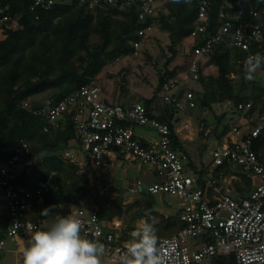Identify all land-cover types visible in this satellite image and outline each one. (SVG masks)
<instances>
[{"label": "built area", "instance_id": "built-area-1", "mask_svg": "<svg viewBox=\"0 0 264 264\" xmlns=\"http://www.w3.org/2000/svg\"><path fill=\"white\" fill-rule=\"evenodd\" d=\"M172 1L175 0H81V3L90 10L135 8L139 21L145 26L139 31L142 40L132 43L134 53L129 56L137 58L145 39L156 30L158 11ZM225 1L229 8H235L233 1ZM55 2L36 0L34 8L48 10ZM197 5L194 27L180 44L185 51L183 67L175 75L166 76L160 86L161 98L167 105L163 114L168 122L159 120L160 113H152L142 102H117L97 78L58 102L47 99L43 105L34 106L31 100H26L22 108L44 121V133L58 129L63 121L72 123L76 137L62 152V158L77 165L78 173L85 179L90 175V190L95 189V183L108 179L114 165L121 167L127 161L147 167L150 179V183L144 178L128 183L127 195L168 193L177 197L180 209L175 216L185 226L170 236L158 238L157 246L164 264H214L219 258L229 256L235 258V264H264V155L254 149L264 133V108L258 111L255 121L250 115L253 100L224 104L244 121L233 122L228 133L216 139L217 148L211 153L205 175L198 173L201 166L192 162L184 150L174 146V136L184 142L187 139L184 132L193 129L188 111L197 107L193 89L179 91L180 84L189 79L198 82L202 77L215 74L212 57L218 45L253 55L251 47L264 42V2L259 5L253 0H241L244 19L229 14L222 7L218 12L220 25L214 32L208 30L213 0H197ZM9 19L3 17L0 26ZM119 60L117 58L116 62ZM230 78L239 85L238 74L231 73ZM137 127L153 129L158 139L138 135ZM204 129L203 122L198 126L199 133ZM212 132L213 128L208 127L205 137ZM31 159H35L31 146L22 141L13 149V155L0 164V257L6 253L9 242L27 243L31 231L47 230L56 217L72 216L84 224L83 237L105 245L107 251L102 258L118 262L119 253L131 240L127 236H132L133 231L128 230L123 216H103L96 197L103 196L104 191L100 195L93 192V199L82 200L66 215L52 211L48 216H39L49 207L44 204V193L51 189L52 183L51 177L40 182L37 188L19 182ZM236 167H240L239 170ZM246 181L251 187L243 192L239 188ZM131 199L133 197L123 204L128 205Z\"/></svg>", "mask_w": 264, "mask_h": 264}, {"label": "trees", "instance_id": "trees-1", "mask_svg": "<svg viewBox=\"0 0 264 264\" xmlns=\"http://www.w3.org/2000/svg\"><path fill=\"white\" fill-rule=\"evenodd\" d=\"M35 1L0 0V20L3 17L10 18L2 23L6 38L0 41V164L13 155V149L22 141L29 142L33 155L38 160L31 168L26 167L19 182L29 188H37L40 182L51 177L52 187L44 193V204L55 205L53 214L66 215L72 206L80 205L88 194L85 187L87 179L78 173L79 167L62 158V152L76 137L75 129L66 120L58 129L44 133V121L24 110L22 103L31 100L34 106H41L47 99L58 102L75 93L96 79L117 58L134 53L132 43L142 40L139 31L145 26L139 21L135 8L128 11H119L115 7L90 10L81 0H71L69 4L56 0L50 9L44 10L34 8ZM231 1L235 3L233 9L229 8L225 0H213L209 32H214L220 25L218 12L222 7L229 14L244 19L240 9L241 0ZM253 1L259 5L264 2ZM197 15V0L168 2L158 11L155 28L169 34L172 55L167 59L164 71L160 73L156 92L160 90L166 76L175 75L183 67L169 68L177 57L178 45L182 42L178 37L190 34ZM14 21L18 23L17 29L10 28ZM94 38L98 40L94 42ZM250 51L264 55V42L253 45ZM246 57L248 54L239 49H230L225 45L215 47L212 60L216 65V72L213 76L202 77L198 81L200 87L193 89L197 107L188 111L198 121V126L205 123L200 139H221L229 131V126L224 123L226 113L216 116L212 123L206 115V112H214L213 107L217 104L253 100L250 115L257 121L258 111L264 108V83L258 77L259 72H264V67L257 70L253 80L245 79L243 62ZM231 73L239 75V85H235L230 78ZM155 99L156 97L146 99L144 103L152 113L156 109V113L160 111L158 108L153 109ZM195 110L199 111L198 115L193 114ZM163 111L164 107L158 118L168 122ZM172 118L173 115L169 117L170 120ZM170 125L174 127L171 123ZM208 127H212L213 132L205 137L204 132ZM174 146L190 156L177 136H174ZM206 149L208 146L204 142L201 153ZM254 149L258 154L264 155V133L257 139ZM208 169V166H201L198 173L205 175ZM219 175L217 170L216 176ZM95 186L98 190L99 184L95 183ZM250 187L251 183L246 181L239 189L247 192ZM96 201L102 206L104 214L102 198L97 196ZM155 207L154 195L144 194L128 205L129 211L138 208L131 221L144 218L145 222L154 226L158 238L170 236L185 226L177 216L164 217ZM120 209L121 207L116 208L108 217L121 215ZM158 219L161 220L157 222ZM136 228L134 225L128 226L129 231ZM127 237L132 239L131 235ZM214 264H235V258L221 257Z\"/></svg>", "mask_w": 264, "mask_h": 264}, {"label": "rangeland", "instance_id": "rangeland-1", "mask_svg": "<svg viewBox=\"0 0 264 264\" xmlns=\"http://www.w3.org/2000/svg\"><path fill=\"white\" fill-rule=\"evenodd\" d=\"M57 1L66 4L71 3V0ZM10 28L17 29V21H14L10 25ZM5 38V28L0 26V41L4 40ZM184 38V36L178 37L179 40H183ZM97 40V38L93 39L94 42ZM170 41L171 40L167 32H162L156 29L143 42L140 48V56L137 58L131 56L125 58L119 57L120 60L118 62H112L106 68H104L102 73L97 77L98 81L104 84L106 91L113 95L117 102L125 104H132L135 102L145 103L146 99H152L156 97L154 100L155 102H153V109L155 110L158 108L160 111L163 107L165 109L167 105H165L163 99L161 98V92L160 90L156 92V90L160 73L164 71L165 63L172 55L169 49ZM178 50L179 52L177 57L170 63V69L183 65L185 52L183 46L178 45ZM258 77L261 83H263L264 72H259ZM238 81H240V79H238ZM234 83H236V81ZM199 87L200 86L198 82L189 79L182 81L178 90L184 91L188 88L198 89ZM40 97L42 96L40 95ZM224 104L214 105V112H206L207 117L211 120L210 122L212 123V120H215L216 116H221L223 113H226L227 119L224 123L228 126L230 124H234L235 122L243 123V117L230 112L228 107ZM160 111L157 113H160ZM193 114L198 115L199 111L195 110ZM184 118L189 119L187 116H184ZM192 125L193 129L188 132H184V135L187 137V139H185L183 143L187 148L192 160L199 166H206L211 162L212 151L217 148L216 137L208 140L203 138L200 139L198 121L192 118ZM135 132L149 140L158 139L157 132L151 128L137 127ZM192 137L194 139L192 141L189 140L192 139ZM204 142L207 144L208 149H206L202 154L201 147L204 145ZM37 160L38 157L31 159L29 162L30 168ZM236 168L239 170L240 167ZM136 178H144L146 183H150L147 167L142 166L137 162L131 163L127 161L121 167H116V165H114L113 172L109 175L108 179L101 181L98 190L95 185V189H92L94 191L88 188L90 185V175H88L87 183H85L88 194L83 198V200L90 198L93 199L95 196L93 192H95L96 195H100V193L104 191L103 196H98L102 198L104 204V217H108L112 211L118 207H121V215L119 216H122L123 213V219L125 220L126 225H134L139 227L142 223H144V218L138 219L135 222L131 221L132 215L134 212L138 211V208H134L130 211L128 209V205L137 201L139 197L126 194V185ZM130 197H133V200L131 199L132 201L128 205L123 204V202L128 200ZM154 198L156 199L155 210L161 213L164 217L175 216L178 213L180 209V201L177 199V197L168 193H159L155 195ZM160 220L161 219H158L157 222ZM13 246H8V248L12 250L8 256L10 257L11 261L14 262L16 259H22L23 256L22 253L16 252V247ZM101 264H118V262H107L106 259L101 258Z\"/></svg>", "mask_w": 264, "mask_h": 264}, {"label": "clouds", "instance_id": "clouds-1", "mask_svg": "<svg viewBox=\"0 0 264 264\" xmlns=\"http://www.w3.org/2000/svg\"><path fill=\"white\" fill-rule=\"evenodd\" d=\"M179 2V0H175ZM245 79L255 78L257 70L264 67V55H249L243 62ZM55 205L41 211L48 216ZM84 224L72 216L56 217L47 230L31 231L26 246L22 248L23 264H101L106 247L98 240L81 235ZM154 226L142 223L132 233V239L118 255V264H164L158 248Z\"/></svg>", "mask_w": 264, "mask_h": 264}, {"label": "crops", "instance_id": "crops-1", "mask_svg": "<svg viewBox=\"0 0 264 264\" xmlns=\"http://www.w3.org/2000/svg\"><path fill=\"white\" fill-rule=\"evenodd\" d=\"M13 246V247H16V252H18V253H22V248L23 247H25L26 246V243L25 242H19L18 244L17 243H15V242H9V244H8V246ZM12 250L11 249H7V251H6V253L3 255V256H1L0 257V264H8V263H12V264H23V257H22V259H16V260H14V262L13 261H11V259H10V257L8 256V254L11 252ZM107 262H108V260H106ZM109 262H111V261H109Z\"/></svg>", "mask_w": 264, "mask_h": 264}]
</instances>
